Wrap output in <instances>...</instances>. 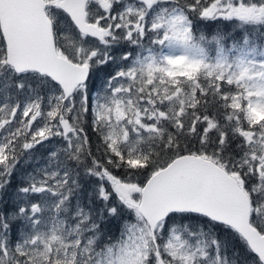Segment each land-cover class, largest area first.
<instances>
[{
	"label": "snow or ice",
	"instance_id": "6c2138e0",
	"mask_svg": "<svg viewBox=\"0 0 264 264\" xmlns=\"http://www.w3.org/2000/svg\"><path fill=\"white\" fill-rule=\"evenodd\" d=\"M0 264H264V0H0Z\"/></svg>",
	"mask_w": 264,
	"mask_h": 264
},
{
	"label": "rangeland",
	"instance_id": "374dc122",
	"mask_svg": "<svg viewBox=\"0 0 264 264\" xmlns=\"http://www.w3.org/2000/svg\"><path fill=\"white\" fill-rule=\"evenodd\" d=\"M212 22L211 25L214 28V31L216 30H223L226 32H235L236 28L235 25L231 22L228 21H209ZM201 30V29H200ZM239 36V33H237V38ZM50 146H54V145H50ZM43 152V149H38L37 151V156H39L41 153ZM43 161H39V163H42ZM37 164V161L34 160L32 162V166H35ZM19 175L17 174V176L13 177V186H15V184L18 182L19 180ZM84 186H85V193H87V190L90 189L92 187V185L94 184V180L91 179H84L83 180ZM107 226H112L115 230H117L118 227V223L116 221H112L109 225Z\"/></svg>",
	"mask_w": 264,
	"mask_h": 264
},
{
	"label": "trees",
	"instance_id": "16d2710c",
	"mask_svg": "<svg viewBox=\"0 0 264 264\" xmlns=\"http://www.w3.org/2000/svg\"><path fill=\"white\" fill-rule=\"evenodd\" d=\"M211 23L212 22H203V23H197V28L200 30H202V31H207V32H209V33H211V32H214V28H213V26L211 25ZM90 190V189H89ZM88 193V192H87ZM87 193H85V196L87 195ZM109 231H110V233H112L113 235H115V233H116V230L112 227V226H110V227H108L107 228Z\"/></svg>",
	"mask_w": 264,
	"mask_h": 264
}]
</instances>
